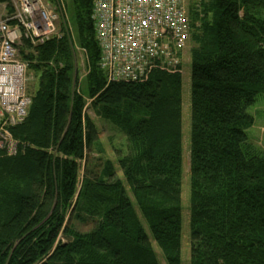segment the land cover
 Here are the masks:
<instances>
[{
    "label": "trees",
    "instance_id": "1",
    "mask_svg": "<svg viewBox=\"0 0 264 264\" xmlns=\"http://www.w3.org/2000/svg\"><path fill=\"white\" fill-rule=\"evenodd\" d=\"M93 2L68 5L86 93L67 30L21 41L37 82L9 127L15 153L0 150V264H182L181 67L107 81ZM188 10V264H264V157L247 145L248 108L264 94V0H193ZM87 107L123 133L115 161Z\"/></svg>",
    "mask_w": 264,
    "mask_h": 264
},
{
    "label": "built area",
    "instance_id": "2",
    "mask_svg": "<svg viewBox=\"0 0 264 264\" xmlns=\"http://www.w3.org/2000/svg\"><path fill=\"white\" fill-rule=\"evenodd\" d=\"M193 0H94L92 19L99 66L109 81H139L153 69L174 72L192 31ZM64 0H0V150L16 151L9 127L30 104L28 62L21 41L37 46L60 38L67 27Z\"/></svg>",
    "mask_w": 264,
    "mask_h": 264
},
{
    "label": "rangeland",
    "instance_id": "3",
    "mask_svg": "<svg viewBox=\"0 0 264 264\" xmlns=\"http://www.w3.org/2000/svg\"><path fill=\"white\" fill-rule=\"evenodd\" d=\"M67 5V16L64 24L67 27V31L70 33L72 41V57L74 61V70L77 78V88L79 91L86 93L85 77L87 74L86 57L83 49H81L77 43L76 30L74 23L71 19L68 11V5L70 0H65ZM197 3V2H196ZM198 4V3H197ZM192 40L189 39L182 49L181 63H182V117H181V130H182V146H183V180H182V247L181 258L182 264H188L189 262V223H188V206H189V130H190V80H189V68H190V56L189 50L192 47ZM99 65V61H98ZM100 67V66H99ZM101 69V68H100ZM74 73V72H73ZM32 72L27 70V89L33 90L36 88L37 79L31 75ZM106 80L109 81L106 77ZM76 87V86H75ZM88 106L89 100H86ZM86 113L93 119L99 132V138L104 148L106 157L115 161V149H121L124 142L123 133L121 130L112 124L111 122L93 116L91 110L87 107ZM248 112L254 117V124L247 132V145L257 154L264 157V94H259L255 103L248 108ZM82 172V170H81ZM72 224L78 231H86L90 228L89 223H81L77 220H73ZM157 250V247H155ZM158 252V250L156 251ZM163 264V263H162Z\"/></svg>",
    "mask_w": 264,
    "mask_h": 264
}]
</instances>
